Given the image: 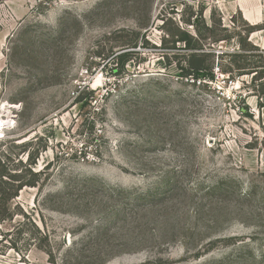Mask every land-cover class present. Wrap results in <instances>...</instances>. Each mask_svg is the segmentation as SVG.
I'll return each mask as SVG.
<instances>
[{
    "label": "rangeland",
    "instance_id": "1",
    "mask_svg": "<svg viewBox=\"0 0 264 264\" xmlns=\"http://www.w3.org/2000/svg\"><path fill=\"white\" fill-rule=\"evenodd\" d=\"M203 21L264 50V0H0V152L40 173L0 264H264V109L252 76H184Z\"/></svg>",
    "mask_w": 264,
    "mask_h": 264
},
{
    "label": "trees",
    "instance_id": "2",
    "mask_svg": "<svg viewBox=\"0 0 264 264\" xmlns=\"http://www.w3.org/2000/svg\"><path fill=\"white\" fill-rule=\"evenodd\" d=\"M203 29L207 34H203V31L199 29L196 30L197 34L182 32L180 38L176 41L183 43L187 51L185 66L181 68L184 76L191 77V79L200 83L202 81L212 82L216 80V69L223 75L228 76V79L231 81L243 76H252V84L259 98V108L264 109V50L251 44L248 37L244 38V36H241L239 52L230 54L220 52L217 54L214 48H207V44L209 43L212 46L219 45L223 42L230 44L234 39L232 34H211L215 31L214 27L212 25L207 26L205 22ZM173 42L176 43L175 41ZM133 48H136V45ZM226 56L230 59L227 61V64H224L223 59ZM116 58L122 71L133 61L131 52H123L116 56ZM93 96L92 93L89 94L90 99ZM27 147L28 145L26 144L17 146V148H21L22 150L21 153L14 155L9 152H0V220L8 217V204L16 200L21 191L25 188H35L38 185V181L35 178L40 173H34L31 170V166L36 164V162L33 161L34 157H31V153ZM25 154L27 155L26 164H24L22 159L20 160V156ZM11 167L18 170L21 168V173L12 174ZM24 168H26L25 173ZM27 173L30 175L29 179L25 175Z\"/></svg>",
    "mask_w": 264,
    "mask_h": 264
},
{
    "label": "bare ground",
    "instance_id": "3",
    "mask_svg": "<svg viewBox=\"0 0 264 264\" xmlns=\"http://www.w3.org/2000/svg\"><path fill=\"white\" fill-rule=\"evenodd\" d=\"M0 124H1L2 126H4L3 122H1V121H0Z\"/></svg>",
    "mask_w": 264,
    "mask_h": 264
}]
</instances>
